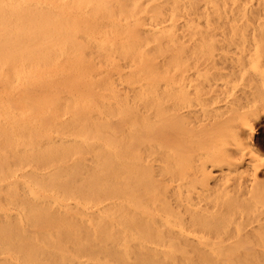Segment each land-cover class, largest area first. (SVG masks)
Listing matches in <instances>:
<instances>
[{
  "label": "bare ground",
  "instance_id": "bare-ground-1",
  "mask_svg": "<svg viewBox=\"0 0 264 264\" xmlns=\"http://www.w3.org/2000/svg\"><path fill=\"white\" fill-rule=\"evenodd\" d=\"M233 20L264 0H0V264H264V209L183 173L186 82Z\"/></svg>",
  "mask_w": 264,
  "mask_h": 264
},
{
  "label": "rangeland",
  "instance_id": "rangeland-1",
  "mask_svg": "<svg viewBox=\"0 0 264 264\" xmlns=\"http://www.w3.org/2000/svg\"><path fill=\"white\" fill-rule=\"evenodd\" d=\"M232 26L215 36L213 51L200 53L208 58L198 66L207 77L186 82L183 173L209 201L255 202L241 208L264 209V20H233ZM257 116L263 119L253 123ZM243 124L253 126L245 138L238 133Z\"/></svg>",
  "mask_w": 264,
  "mask_h": 264
}]
</instances>
